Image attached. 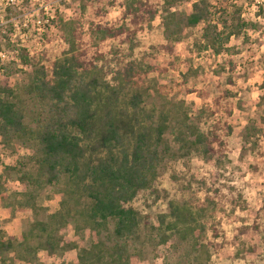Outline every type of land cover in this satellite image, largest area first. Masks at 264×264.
Masks as SVG:
<instances>
[{"label":"rangeland","instance_id":"obj_1","mask_svg":"<svg viewBox=\"0 0 264 264\" xmlns=\"http://www.w3.org/2000/svg\"><path fill=\"white\" fill-rule=\"evenodd\" d=\"M42 1L51 3L63 18V32L56 27L43 33L33 29L26 37L10 26L12 18L20 19L23 9L0 8V64L13 71L17 85L24 86L33 71L18 58L20 48H27L35 57L36 67L71 56L73 46L88 69L98 65L104 70L98 74H105L116 86V99L111 100L116 116L123 118L125 148H131L133 139L128 119L149 125L162 113L169 117L165 139L171 153L157 179L132 203L142 216L138 262L264 264V0H208L216 12L215 20L221 23L239 11L249 26L240 36L231 37L230 50L214 55L212 50L197 46L203 22L186 31L175 46L174 56L161 48L166 43L161 19L166 9L192 12L198 0H182L176 5H168L166 0H144L159 12L150 26L143 25L136 34H132L136 28L132 16L126 17L125 11L128 4L138 0ZM39 2L24 0V9L29 11ZM100 26H124L126 30L119 37L104 38ZM220 27L225 29L222 23ZM89 71L87 76H93L94 71ZM117 71L121 77L114 79ZM135 94H142L144 103L134 114L129 99ZM36 119L31 117L33 123ZM185 123L196 125L204 133L217 129L225 145H219L212 161L195 151L184 153L182 137L194 140ZM230 126L232 131L228 132ZM90 150L94 158L100 153L96 139ZM30 153L19 144L0 146V175L4 166L15 165L18 157ZM21 169L7 171L12 211L0 200V231L7 237L27 232L37 219L35 215L47 220L60 209L63 199V186H46L33 163ZM27 192L36 196V213L23 195ZM67 231L74 240L72 247H60L53 256L40 250L32 262H28L32 254L20 249L5 254V260L0 257V264L73 263L89 233L76 235L73 224Z\"/></svg>","mask_w":264,"mask_h":264},{"label":"trees","instance_id":"obj_2","mask_svg":"<svg viewBox=\"0 0 264 264\" xmlns=\"http://www.w3.org/2000/svg\"><path fill=\"white\" fill-rule=\"evenodd\" d=\"M181 1L166 0V3L176 5ZM221 10L225 15L226 9ZM158 12L144 0L128 4L125 16H132L136 27L132 34L145 24L150 26ZM215 14L208 0L195 2L190 13L166 9L161 19L166 38L162 50L174 56L175 46L183 40L186 31L203 22L205 27L197 46L212 50L214 55L230 50L231 37L240 36L249 23L236 11L231 18L222 19L223 27L229 30L225 31L220 27V19H214ZM62 23L63 18L56 14L52 28L63 32ZM10 26L13 30V25ZM99 29L104 38H115L123 35L126 27L100 26ZM8 40L11 41L10 36ZM69 52L71 56L35 67V57L27 48H20L18 58L23 66L33 70L22 87L12 79L13 71L0 64V146L19 144L31 151L27 157H18L15 165L4 166L0 175V200L11 210L8 172H21L29 162L37 167L46 186H63L61 207L47 220L35 215L37 219L20 237H7L0 231V257L5 260V254L20 249L32 254L28 262L37 260L40 250L53 256L60 247L73 246L74 240L67 235L73 224L76 235L88 231L89 239L82 240L77 260L70 264H140L136 247L141 237L142 216L132 203L157 179L161 165L171 153L165 139L169 117L162 113L157 122L149 125L127 118L132 124L133 139L131 148H125L123 118L114 112L116 86L110 84L105 74H98L104 71L98 65L88 69L75 55L73 46ZM89 70L94 71L91 77L87 76ZM120 77V71L113 76ZM143 103L142 94L129 99L134 114ZM31 117H37L35 123ZM185 126L194 137V140L182 137L185 154L195 151L206 161H212L219 145H225L217 129L204 133L194 124L185 123ZM231 131L230 126L228 132ZM95 139L100 144V153L94 158L90 147ZM23 195L36 213V196L30 192ZM85 241L88 244L83 246Z\"/></svg>","mask_w":264,"mask_h":264},{"label":"built area","instance_id":"obj_3","mask_svg":"<svg viewBox=\"0 0 264 264\" xmlns=\"http://www.w3.org/2000/svg\"><path fill=\"white\" fill-rule=\"evenodd\" d=\"M37 5L30 8L29 11L24 9V0H0V8L4 11L8 9H23L20 19L12 18L14 32L19 31L21 34L28 36L33 29L38 32H47L52 28V21L56 18L55 10L51 3L40 0Z\"/></svg>","mask_w":264,"mask_h":264}]
</instances>
